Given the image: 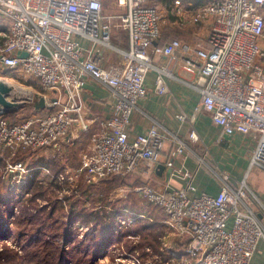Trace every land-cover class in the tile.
Returning a JSON list of instances; mask_svg holds the SVG:
<instances>
[{
  "label": "built area",
  "instance_id": "2783aa9c",
  "mask_svg": "<svg viewBox=\"0 0 264 264\" xmlns=\"http://www.w3.org/2000/svg\"><path fill=\"white\" fill-rule=\"evenodd\" d=\"M116 2L121 11L106 15L103 0H0V65L5 73L40 86L20 108L29 107V114L13 119L0 111V149L10 153L9 171L19 172L17 182L24 183L36 169L50 174L49 168H30L12 159L20 152L59 146L70 136L78 139L83 134L90 137L77 175L87 183L126 177L142 162L155 168L165 152L170 178H180L181 185L169 182L157 188L144 183L127 188L159 208L169 229L188 239L184 250L189 264H252L264 242V205L248 191L246 181L233 187L229 174L217 167L225 181L221 191H199L198 170L176 165L186 151L185 141L157 124L137 134L131 133V125L138 102L149 94L147 75L155 73V93L169 94L171 65L182 61L193 74L199 68L192 86L201 97L191 116L178 114L180 120L194 122L207 112L220 128V140L251 137V165L264 169V0H173L165 6L162 0ZM166 9L180 27L204 26L206 45L194 47L179 38L159 43ZM114 30L127 35L129 47L117 49L119 64L106 66L100 47H115ZM163 58H168L166 64ZM91 78L110 87L116 97L106 117L91 116L84 102ZM41 97L45 106L37 109ZM189 139L197 143L199 133L192 129ZM205 154L211 157L208 150ZM48 179L75 180L63 172ZM144 213H119L117 219L128 227L146 217Z\"/></svg>",
  "mask_w": 264,
  "mask_h": 264
},
{
  "label": "crops",
  "instance_id": "0c3cea01",
  "mask_svg": "<svg viewBox=\"0 0 264 264\" xmlns=\"http://www.w3.org/2000/svg\"><path fill=\"white\" fill-rule=\"evenodd\" d=\"M177 27L185 31L179 35L182 40L189 41L194 47L200 44L201 46L202 44L206 45V28L204 26L184 24L181 27ZM167 41L161 40L159 43ZM112 45L115 47H100V52L104 59L103 63L106 66L120 63L121 54L117 49H128L129 41L127 35L120 30L114 31ZM167 62L168 58L162 59V63L166 64ZM171 67L173 75L167 77L170 88L169 94L155 93V73L151 72L147 75L145 84L149 88V94L137 104L133 114L131 133L147 132L151 126L157 124L163 132L169 135H176L186 142V151L177 158L176 165H184L191 170H198L197 184L199 191H207L212 194H217L221 191L225 181L217 171L216 168L218 167L229 174V185L237 187L241 181H246L248 191L253 197L255 196L259 204L264 205V169L251 165L252 138L235 135L220 140V128L213 124L207 112H201L194 122L180 120L178 114L191 116L200 101V92L192 86L199 68L193 74L184 68L182 61H179L176 65H171ZM83 99L90 115L99 118L110 115L116 101L112 89L95 78L88 80L83 92ZM192 129L199 133L200 139L197 143H193L189 139V133ZM69 139L77 140L75 136ZM169 146L170 142L167 143L166 149ZM60 148L59 144L53 149L46 148L38 153L28 152L30 155L38 154L36 162L39 163L50 151ZM207 150L211 154L210 158L205 154ZM28 152L22 157L27 156ZM166 158L167 156L164 152L160 163L155 168H148L145 162H142L135 172L132 173L133 179L138 180L142 177L144 181L142 184L151 183L157 188H163L169 182L172 185H181L182 181L180 178H170V170L165 164ZM201 158H204V160ZM160 164L165 166L161 174L158 173ZM39 165L46 169H51L48 162L44 161L43 164L39 163ZM151 173L154 175H151ZM43 174L45 172H41L42 178L46 176V174ZM81 178H84V176ZM155 181L161 185H157ZM132 185L137 186L140 184L132 183ZM252 264H264V242L260 244Z\"/></svg>",
  "mask_w": 264,
  "mask_h": 264
},
{
  "label": "rangeland",
  "instance_id": "374dc122",
  "mask_svg": "<svg viewBox=\"0 0 264 264\" xmlns=\"http://www.w3.org/2000/svg\"><path fill=\"white\" fill-rule=\"evenodd\" d=\"M104 3V13L106 15L110 14H116L117 12L121 11V7L117 5L116 0H103ZM163 3V2H162ZM166 4L163 3L162 6H165ZM175 19V17L172 15V11L165 10L164 11V19H163V33H162V40L167 41L175 38H180V34H183V29H180L177 27L178 25L172 23V21ZM116 32V30H114ZM113 31V33H114ZM0 79H8L11 81L13 85H19L23 87H27L28 89H32V91H39V84L36 81H32L28 79L27 77L21 76L18 77L14 74L5 73V70L0 65ZM30 108L24 107L23 110L18 109L15 112L8 113V116L13 119L21 118L27 114H29ZM77 135V131L74 132ZM82 138H78L77 140L69 139L64 140L60 142V149H55L54 151H50V153L43 157L40 160V164H43L44 161L49 163L50 168V174H47L45 177L40 178V180H44L43 184H38L39 187H26L31 183L32 179H36L35 175L31 176L28 180V185L26 183L17 182L19 179V172H10L8 169V162L7 160L10 158L8 156L9 151L7 150H1L0 149V158H2V167H0V207L1 210L5 209L4 206L1 204L5 201L10 200V195L12 196V200L14 202L8 203L10 204V207L14 206V209L12 212L14 213L12 216L10 215V219L12 221L20 220L19 215L24 210L32 213V214H38L39 208L43 207H50L54 204L55 201H60L58 205L60 206V212L58 214H65L64 218L67 217V212H69V202L77 198L78 196L76 193L77 187L80 185L81 177L77 175L79 172V166L81 164V155L83 152V149L87 146L89 142L90 134H83L81 135ZM72 138V136L70 137ZM56 147V146H54ZM54 147H50L49 149H53ZM46 149V148H44ZM41 149V150H44ZM40 151V150H39ZM37 151V153L39 152ZM28 152V151H27ZM27 152H20L15 155V157L12 159L15 161L22 160L24 164L28 167H39V163H37L38 154L34 153L30 155L29 151L27 156L22 157ZM36 152V151H35ZM33 153V152H32ZM30 155V156H28ZM42 161V162H41ZM41 172L47 173L44 169H38ZM37 169L35 171H38ZM68 170V173L66 172ZM34 171V172H35ZM59 171V172H58ZM63 172L66 174V176L75 178L74 181H65L63 183H57L60 185L55 184L54 181H51L49 178L51 177V174L57 175L58 173ZM43 174V175H45ZM151 175H154L151 173ZM156 178V177H154ZM109 179H111L109 177ZM39 180L38 178L35 180L36 182ZM69 180V179H68ZM144 181L142 180V177L138 180L133 179V175H128L126 177H116L112 182L104 179L98 181L97 184H94L95 191L93 193V196L90 197V199H86L83 197L81 199V203L83 204V200H86V206H88L89 211L93 209L94 206L98 205L97 209H101L104 207L105 210H103L102 214L105 218L104 220L111 221L110 216L108 217L107 210L110 211V213L114 210H119L124 207V204L120 203V200H123L125 198H128L131 191L129 188L134 187L131 186L132 183H138L142 184ZM152 182V181H151ZM156 182V181H155ZM157 185L160 183L156 182ZM161 185V184H160ZM129 187V188H127ZM128 189V190H127ZM12 193V194H10ZM23 196H22V195ZM106 195L108 196L107 199L111 201L110 204H105L106 199L104 198L103 201H98V198L100 196ZM134 195V194H132ZM24 197V199L22 198ZM139 197V195H138ZM31 198H34L32 204ZM80 203V205H82ZM136 209H124V213H127V215H130V212H137L144 214L146 217H142L140 219H148V221L155 222L154 228L151 229V231H147L146 229H143L140 231L138 235H127L125 238L118 236L117 241L118 242H111L109 244V252L103 253L101 255V259H98V264H135V262L140 261L148 262L149 264H189L190 258L186 257L185 255V246L188 242V239L177 236L172 230L169 229V227L163 222L164 221V214L163 212L152 205L144 203L141 198L139 197V201L136 204ZM50 210V208L48 209ZM128 210V212L126 211ZM139 210V211H138ZM59 211V209H58ZM5 215L7 214L6 211H4ZM105 213V214H104ZM121 213V212H120ZM150 214V215H149ZM151 216V217H150ZM63 220L65 221L66 219ZM153 218V220H152ZM75 227H77L76 230H78L80 237H83L82 235L87 233L89 230L90 232L94 230L93 220L91 222H84L79 221L75 219ZM134 221L131 225L137 226L139 224L135 223ZM141 222H143L141 220ZM140 222V224H141ZM129 228V227H128ZM134 228V227H133ZM16 232V231H15ZM153 233L157 234L159 236L158 238V246L152 247L151 245L144 244L146 241H150L145 239L144 236H151ZM19 238L17 237V234L15 233L10 239H1L0 240V251L4 249V244L7 245V247H10L11 249H18L20 252L23 250L20 249L19 245ZM174 252V253H173ZM107 254V255H106ZM137 254L138 258L135 259L133 255ZM90 256L93 257L92 254ZM104 257V258H102ZM97 260V259H96ZM73 264V263H71ZM138 264V263H136Z\"/></svg>",
  "mask_w": 264,
  "mask_h": 264
},
{
  "label": "trees",
  "instance_id": "16d2710c",
  "mask_svg": "<svg viewBox=\"0 0 264 264\" xmlns=\"http://www.w3.org/2000/svg\"><path fill=\"white\" fill-rule=\"evenodd\" d=\"M172 1L162 0L166 5ZM2 162V158H0V167H2ZM34 175L36 179H39L37 181L40 182L32 179L29 185V182H26L28 185L26 187H39V183L44 185V180H40L41 171H35ZM116 177L121 176H110L111 179L109 177L105 179L112 182ZM55 184L57 183L54 181ZM95 187L93 183H87L85 178L81 179L80 185L77 187L75 193L78 196L69 202L70 210L67 212V217L65 218L64 215L66 213L58 214L62 208L58 205L60 201H55L48 208L40 207L38 214H32L23 209L19 215L20 220L14 222L10 219V215L12 216L14 214L12 212L14 206L10 207V204H8L14 202L10 195V200L1 203L5 209L1 210L2 208L0 207V240L10 239L16 233L20 239V249L23 251L20 252L18 249H11L4 244V249L0 251V264H98V259H101V255L109 252V244L111 242H118L116 237L121 236L125 238L129 234L138 235L143 229L151 231L154 228L155 222L148 221V219L144 220L139 218L135 222H139V224L137 226L129 225V228L123 226L117 219V215L120 212L127 215V213H124V209H136L135 207L140 197L136 192H131L128 198L119 201L124 204L123 208L118 211L114 210L111 213L107 210L106 214H108V217L110 216L111 221L104 220L105 218L102 214L103 210H105L104 207L97 209L98 205H96L89 211L90 208L86 206V200L84 199L82 204L81 199L83 197L90 199L93 196ZM22 198L24 199V197ZM104 198L106 199L105 204L112 203L107 199V195L106 197L104 195L100 196L98 201L101 202ZM30 200L34 204V198ZM49 208L50 210H48ZM4 211L7 212L6 215ZM63 218L66 220L64 221ZM75 219L86 223L93 220L94 230L91 232L89 230L82 235L83 237H80L78 230H76L77 227H75ZM144 238L146 240L151 238L150 241H146L144 244L151 245L154 248L159 244V236L155 233L151 236H144ZM90 254L93 255L91 261Z\"/></svg>",
  "mask_w": 264,
  "mask_h": 264
},
{
  "label": "water",
  "instance_id": "95a60500",
  "mask_svg": "<svg viewBox=\"0 0 264 264\" xmlns=\"http://www.w3.org/2000/svg\"><path fill=\"white\" fill-rule=\"evenodd\" d=\"M21 55L26 56V52H20ZM29 95L20 92L13 84H8L4 79H0V111L4 113H12L20 109L25 105V100L28 99ZM37 109L45 106V99L40 98L35 104ZM164 165L158 166V173L161 174L164 170Z\"/></svg>",
  "mask_w": 264,
  "mask_h": 264
},
{
  "label": "bare ground",
  "instance_id": "6f19581e",
  "mask_svg": "<svg viewBox=\"0 0 264 264\" xmlns=\"http://www.w3.org/2000/svg\"><path fill=\"white\" fill-rule=\"evenodd\" d=\"M8 84H12L11 81L8 79H4ZM15 88H17L20 92L26 93L28 95L32 94V89H28L27 87L19 86V85H14Z\"/></svg>",
  "mask_w": 264,
  "mask_h": 264
}]
</instances>
